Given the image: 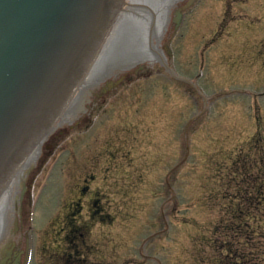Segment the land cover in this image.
Listing matches in <instances>:
<instances>
[{"label":"rangeland","instance_id":"obj_1","mask_svg":"<svg viewBox=\"0 0 264 264\" xmlns=\"http://www.w3.org/2000/svg\"><path fill=\"white\" fill-rule=\"evenodd\" d=\"M189 8L163 52L130 67L35 166L7 240L31 245L30 264L220 260L210 229L233 189L230 166L264 157V0ZM164 56L206 104L164 71Z\"/></svg>","mask_w":264,"mask_h":264},{"label":"water","instance_id":"obj_2","mask_svg":"<svg viewBox=\"0 0 264 264\" xmlns=\"http://www.w3.org/2000/svg\"><path fill=\"white\" fill-rule=\"evenodd\" d=\"M187 1L0 0V247L35 166L94 103L97 89H87L127 71L173 21L177 28ZM162 64L206 104L165 56Z\"/></svg>","mask_w":264,"mask_h":264},{"label":"trees","instance_id":"obj_3","mask_svg":"<svg viewBox=\"0 0 264 264\" xmlns=\"http://www.w3.org/2000/svg\"><path fill=\"white\" fill-rule=\"evenodd\" d=\"M244 158L230 166L225 180L233 189L222 196L226 203L210 229L208 244L221 256L216 264H264V157L259 164Z\"/></svg>","mask_w":264,"mask_h":264},{"label":"flooded vegetation","instance_id":"obj_4","mask_svg":"<svg viewBox=\"0 0 264 264\" xmlns=\"http://www.w3.org/2000/svg\"><path fill=\"white\" fill-rule=\"evenodd\" d=\"M198 0H195L193 3H190L189 1H187L184 4V8L181 7V22L180 25L182 24L183 21V17L185 16L186 12H188V10L190 9V6H193ZM173 25L175 27V22H173ZM171 56V55H170ZM143 68V66H142ZM173 68V67H172ZM164 71H166L165 68H163ZM126 69H123L119 74H115L114 76H110L104 79V84L103 86L99 87V83H95L92 87H90L89 89H92L95 93V99H94V103L92 106V111L89 113L90 115L93 114L94 109L97 107L98 105V98L97 97H102V95H104L109 89H113L117 86V82L120 81H125L128 71H125ZM166 73H168L166 71ZM118 75H121L118 77ZM169 75V73H168ZM183 82V81H182ZM186 83V82H184ZM101 84V83H100ZM188 85H190L189 83H186ZM100 91V93H99ZM89 93L93 94V92L90 90H88ZM100 97V98H101ZM84 111V110H83ZM73 223L70 222L69 226L70 228L73 227ZM72 240V237H71ZM75 246V245H74ZM32 247L31 245L28 244V248L27 250H23L22 248H16V242L11 241L10 243H6L4 242V245L2 247H0V264H30L31 262V258H32Z\"/></svg>","mask_w":264,"mask_h":264},{"label":"bare ground","instance_id":"obj_5","mask_svg":"<svg viewBox=\"0 0 264 264\" xmlns=\"http://www.w3.org/2000/svg\"><path fill=\"white\" fill-rule=\"evenodd\" d=\"M162 52L163 51L160 49V40H159L158 43L155 44L149 51H147L137 62H139L141 60H146V59H152L153 60V59L157 58L158 53H162Z\"/></svg>","mask_w":264,"mask_h":264}]
</instances>
